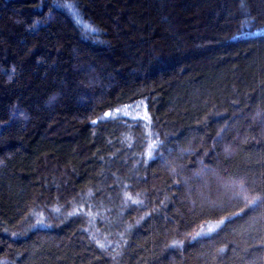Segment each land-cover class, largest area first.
I'll use <instances>...</instances> for the list:
<instances>
[{
	"label": "trees",
	"instance_id": "1",
	"mask_svg": "<svg viewBox=\"0 0 264 264\" xmlns=\"http://www.w3.org/2000/svg\"><path fill=\"white\" fill-rule=\"evenodd\" d=\"M0 264H264V0H0Z\"/></svg>",
	"mask_w": 264,
	"mask_h": 264
},
{
	"label": "snow or ice",
	"instance_id": "2",
	"mask_svg": "<svg viewBox=\"0 0 264 264\" xmlns=\"http://www.w3.org/2000/svg\"><path fill=\"white\" fill-rule=\"evenodd\" d=\"M226 219H227V218H226ZM221 223H223V221H221ZM216 227H219V225H215L213 228H210V229H209V232L214 231ZM199 234H203V233H198V235H199Z\"/></svg>",
	"mask_w": 264,
	"mask_h": 264
}]
</instances>
